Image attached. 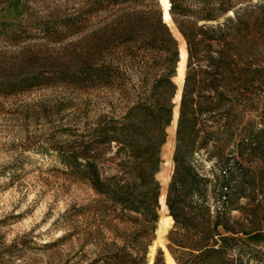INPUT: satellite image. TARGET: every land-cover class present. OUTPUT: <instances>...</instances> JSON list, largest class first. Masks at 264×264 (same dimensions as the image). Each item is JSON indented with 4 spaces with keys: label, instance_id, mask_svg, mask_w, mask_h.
Here are the masks:
<instances>
[{
    "label": "rangeland",
    "instance_id": "1",
    "mask_svg": "<svg viewBox=\"0 0 264 264\" xmlns=\"http://www.w3.org/2000/svg\"><path fill=\"white\" fill-rule=\"evenodd\" d=\"M171 1L176 29L161 0H0V264H169L151 246L170 188L189 223L162 236L177 264H264V0ZM185 86L201 108L189 154ZM150 102L173 105L152 165L122 139Z\"/></svg>",
    "mask_w": 264,
    "mask_h": 264
},
{
    "label": "trees",
    "instance_id": "2",
    "mask_svg": "<svg viewBox=\"0 0 264 264\" xmlns=\"http://www.w3.org/2000/svg\"><path fill=\"white\" fill-rule=\"evenodd\" d=\"M172 5L170 8L171 14L173 16L174 14V2L171 1ZM165 26V25H163ZM166 30V26H165ZM186 37L188 38V41H190L189 36L184 33ZM171 38L168 36V33L166 31H163V38L162 43L163 44H169L171 42ZM189 81V75L187 76L186 82ZM160 86L164 87V89L168 92V87L173 85V82L169 75L164 76L160 79ZM218 97H221L222 94L218 93ZM189 101L194 102V108L187 106ZM195 99L187 98V91L186 86L184 89L181 106H180V115H179V121H178V127H177V151L178 150H184L186 154H189V152L192 150L191 148L195 144L196 141V131H194V125L196 120V114L200 112V107L195 106ZM172 104L168 103H161V102H155L152 104L151 102L149 104H138L135 106V109L138 108V112L136 114L132 115V117L139 118V124H127L125 125L124 132L122 133L123 142L128 146L132 157L140 160H144L146 164H153V162L156 160L155 158H149V156L155 152L156 149L159 147L160 144H162L165 141L166 138V126L170 123L171 117H172ZM140 108V109H139ZM133 131L138 132L139 134H144L146 142H141L140 140H137L135 138H132L130 133ZM154 132L157 137L156 139H150L151 137H147L150 132ZM150 139V140H149ZM181 180V178H180ZM95 181H99L95 180ZM179 181V179H178ZM174 184L172 182L171 186ZM170 186V187H171ZM111 198L114 199L116 202H119L123 207L132 208L135 210H138L146 215H151L154 217H158L157 210L154 208V206L151 205H144L142 202L140 203L137 198L133 197L130 194L124 193L120 190H117L116 192H112ZM157 202V199L155 200ZM168 205L171 210V214L175 219L176 224L182 223L186 224V226L189 225L187 222H183L179 219L177 213L174 211V206L171 202V188L168 195ZM220 240H225L228 237L221 236ZM205 252H211L213 254H220L222 252V245L218 243V241L215 239L212 246L206 248Z\"/></svg>",
    "mask_w": 264,
    "mask_h": 264
},
{
    "label": "bare ground",
    "instance_id": "3",
    "mask_svg": "<svg viewBox=\"0 0 264 264\" xmlns=\"http://www.w3.org/2000/svg\"><path fill=\"white\" fill-rule=\"evenodd\" d=\"M161 2L163 5V8H164L165 20L168 21V23L176 29V27L173 24L172 15L170 12V6H171L170 0H161ZM180 56H181V60L179 62L178 70H179V77L182 80L184 77V74H185V66H186V61H187V56H188V51H187V48L184 44H182V46H181ZM176 116L178 117V113L176 114ZM161 203H162V206L164 208H167L165 193H162ZM172 220H173V217L171 215H162V217H160L159 225H158V229H157L158 236L151 246V253L154 252L155 247L157 245H161L166 251V258H167L168 263L169 264H177L176 261L174 260L173 256L168 251L166 245L164 244L163 237H162L163 233L167 230V227L170 225V222ZM152 262H153V260L150 258V261L148 264H152Z\"/></svg>",
    "mask_w": 264,
    "mask_h": 264
},
{
    "label": "water",
    "instance_id": "4",
    "mask_svg": "<svg viewBox=\"0 0 264 264\" xmlns=\"http://www.w3.org/2000/svg\"><path fill=\"white\" fill-rule=\"evenodd\" d=\"M162 18H163V20H165V17H164V10H163V13H162Z\"/></svg>",
    "mask_w": 264,
    "mask_h": 264
}]
</instances>
